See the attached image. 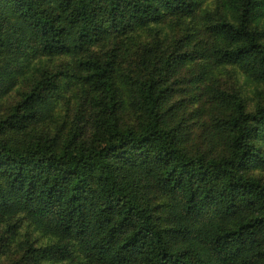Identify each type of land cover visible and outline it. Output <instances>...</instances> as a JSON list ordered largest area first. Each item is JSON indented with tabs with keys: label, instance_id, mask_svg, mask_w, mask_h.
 <instances>
[{
	"label": "trees",
	"instance_id": "16d2710c",
	"mask_svg": "<svg viewBox=\"0 0 264 264\" xmlns=\"http://www.w3.org/2000/svg\"><path fill=\"white\" fill-rule=\"evenodd\" d=\"M0 264H264V0H0Z\"/></svg>",
	"mask_w": 264,
	"mask_h": 264
}]
</instances>
